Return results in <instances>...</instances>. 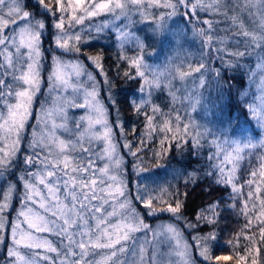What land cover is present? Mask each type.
Segmentation results:
<instances>
[{"label":"snow or ice","instance_id":"1","mask_svg":"<svg viewBox=\"0 0 264 264\" xmlns=\"http://www.w3.org/2000/svg\"><path fill=\"white\" fill-rule=\"evenodd\" d=\"M37 3L42 9L39 16L26 10V0H0V133H3L0 142L7 148L0 147V183L7 189L4 202L0 203V247L7 245L2 264H196L188 252L190 245L184 230H197L201 221L215 226L225 210L247 217L248 226L243 227L242 233L251 228L252 217L258 210L255 219L260 228V241L264 242V198L257 195L262 192L261 186L254 185L257 172L252 171L251 178L242 186H238L236 175L242 153L264 148V140L253 143L249 139L243 147L241 142L232 140L235 148L229 152L223 146L229 141L221 143L207 129L200 131L202 126L193 123L190 115L188 122L181 125V116L177 114L174 128L170 126V118H165L159 131L171 133V139L176 141L181 152L190 144L191 154L199 156L202 140L209 135L213 137L209 144L215 150L206 157L207 166L187 173L177 172V175L186 177L185 184H196L201 177L212 178L217 185L229 188L230 194L223 203L216 202L201 210L195 222L183 213L188 194L181 193L178 187L174 190L162 188L153 195L147 188L141 190L138 184L135 197L129 194L125 157L116 151L109 108L100 98V81L79 56L84 54L81 46L96 38L90 33L94 31L99 36L106 29L115 33L121 50L128 45L144 49L141 37L131 30L133 11L142 6V0H55V4L50 0H37ZM189 4L190 16H195L197 11L212 12L221 15L224 21H230V26L219 30L225 35H217L212 31L213 22H200L207 25V32L216 39L211 40L191 74L193 88L184 89L185 111L202 108L207 112L223 101L225 95H230L233 78L224 80V73L242 71L247 75L251 66L242 62L245 57L255 56L259 63L254 67L262 70L260 82L264 85V43L259 47L255 43H245L250 39L249 33L255 37L256 31L246 30L243 19L247 15L249 21L256 24L255 9L260 17L258 30L264 33V0H245L244 3L241 0H195L194 3L192 0H164L162 4L159 0H148L149 7L170 9L168 17L177 15L180 8L187 10ZM57 12L60 14L58 19ZM102 13H108L112 18L99 25H85L86 18ZM45 16L51 19V27L55 30L52 36L55 47L50 49L48 88L40 103L36 125L27 138L23 167L17 174L16 161L25 138L24 130L35 99L41 93V74L46 60L42 40L48 29ZM122 18L127 23L118 24ZM164 19L161 16L156 21ZM234 29L236 34L229 37L228 33H233ZM230 44L235 47L230 49ZM65 56L75 58L64 59ZM87 58L104 77L108 102L118 117L113 84L103 70L101 56ZM121 59L128 61L135 76L143 80L140 92L143 93L146 87L151 89L154 82L149 81L142 70L147 67L142 64L143 56H122ZM216 62L220 67H216ZM123 75L130 77L127 71ZM156 87L160 85L156 84ZM209 89L217 95L204 96ZM240 95L238 92V103ZM172 98L175 100L176 96ZM260 99L264 102V96ZM147 104L148 100L141 97L132 106L138 115H145L147 128L155 132L154 117L160 110L153 108V114L148 115L142 107ZM248 108L255 116L256 110L251 105ZM73 109H84V114L73 118L69 115ZM116 124L123 129L118 119ZM257 125L264 129V115L259 116ZM58 133L66 135L67 139L60 138ZM185 137L190 139L185 140ZM160 143L164 144L165 140ZM124 147L134 158V170L138 173L148 171L140 158L142 149L133 151L131 142L125 143ZM13 174L16 181L10 182ZM259 174L264 176V165ZM17 182L21 185L19 208L15 219L10 221L6 211H11L10 201ZM242 197H245L244 202L238 207ZM133 200L143 205L146 212L138 210ZM160 213L171 214V222L155 225L146 222L145 215L158 217ZM9 226L10 239L5 234ZM216 238L214 232L193 237L205 264L222 259L212 255L211 245ZM246 239L253 243L247 244L244 254L236 255V259L244 257L247 264L249 257L253 260L254 253L257 264H264V259L253 251L255 237Z\"/></svg>","mask_w":264,"mask_h":264},{"label":"trees","instance_id":"2","mask_svg":"<svg viewBox=\"0 0 264 264\" xmlns=\"http://www.w3.org/2000/svg\"><path fill=\"white\" fill-rule=\"evenodd\" d=\"M46 2H49V0H46ZM50 2L55 4V0H50ZM217 23H219V28L221 29L230 26V21H224L223 17H220ZM134 27L135 33L139 37H141L138 32V24H135ZM235 31L236 30L234 29L233 33H228L229 37H231L233 34H236ZM102 36L105 39H94L90 43H88V45H83L84 47L82 48V50L86 49L88 51L83 52L84 54L82 55V59L87 56L96 55H100L102 58V67L108 78L112 81L114 98L119 109V116L117 117L116 113L112 110L111 105L107 100L111 113V121L115 126H117V119L122 122V131L123 133H125L124 135H126L125 137L127 141L133 144V151L137 150L138 148L142 149V151L140 152V158L143 161V166L147 167L148 169V171H145L144 173L152 172V180L156 185L161 188L163 184H165L166 187L168 185V188L170 187L173 190L178 187L181 193L187 192L188 195L185 200L183 213L189 220L195 222V218L201 210L207 209L210 205L216 202L223 203L230 194L229 188L217 185L212 178L201 177L196 184H185L184 180L186 179V177L177 175V172L187 173L193 170L203 169L207 166L206 157L209 155L210 151L215 150L214 148H210L209 144L212 137L209 136L208 138H206V140H202L203 147L200 151V155L195 156L191 154L190 144L188 148L183 150V152L177 149L176 141L171 139L172 134L161 133L159 131V127H161V125L158 127L154 125L156 127V131L150 132V130L146 126L145 115H138L136 111H134V108L132 106V103L134 101L139 102L142 94L146 91L147 87L143 93L140 92L141 86L144 83L143 80L135 76V70L130 66L128 61L121 59L122 56L133 57L136 55H142V64L147 66L142 69L145 73L147 72L148 68L159 69L163 65L169 67L170 63L165 60L169 49V46L167 44L168 39H161L158 34L152 33L151 35H149L147 32H144L141 37L142 41L145 44L144 49L138 50L134 45H128L123 50H121L116 42L114 32H108L103 34ZM240 38L244 39L243 37ZM248 42V40L245 41V43ZM228 47L231 49L235 46L230 44L228 45ZM241 50H243L242 46ZM250 51H255V49H250ZM242 62L251 66L250 72L247 75H245V73L242 71L236 73H224V80H229L230 77L233 78L232 83L234 87L231 89L230 95H225L224 100L217 103V108L221 112L223 124L230 128L229 132L231 134L238 137H243L242 140H244V137H246V135L250 136L251 139L256 140L260 137V131L258 130L256 123L254 122L255 119L248 115V105L250 101L253 102L254 95L248 85L251 84L250 80L253 78V75H255L256 77V85L260 82L262 70L254 67L255 62H257L255 56H253L252 58L245 57ZM172 65L173 66L169 68L170 72L168 73V76L171 79L169 81H172L173 78L177 79V76L179 75L178 73L188 72L189 68L187 66L178 67L177 65H175V63H173ZM126 71L130 73V77H125L123 75V73ZM177 82H179L178 79ZM176 86L180 87L177 83L173 85V87ZM246 88L247 90L245 91ZM238 92L242 94L239 97V103L237 102ZM163 94L164 93L162 90L160 92H155L153 90L152 95H156L157 97V100L152 98L153 103H156L157 105H161L162 103L167 105L169 103V101H166L168 94ZM172 94L181 95L183 94V89L180 93V88H177L176 91ZM209 94H211L213 97L216 96L215 91L211 89H209V91L206 90V95L208 96ZM180 101L182 100L177 99V104ZM142 107L146 108L148 115H151V111L149 110L147 105H144ZM170 107H172V113H175L173 109L178 108V106H176V103L174 102L171 103ZM165 118H170V126L174 128L175 120L169 117L167 113L162 117L163 120ZM162 139L165 140L164 144L160 143ZM188 139H190V137H185V140ZM220 140H222V143L224 142L223 139ZM223 146L227 150L226 144H224ZM21 149L23 154L27 151L26 140L24 141ZM122 151L125 152L123 148ZM18 160L19 159H17V161ZM17 161L16 165H18ZM128 161L129 164L132 165L134 162V158L129 155ZM135 162L138 163V161ZM250 165L251 163L242 158L239 170H237L239 182H243L250 176V173L252 171H256L255 167L253 166L252 171L250 172ZM135 173L142 176V173ZM257 175H259V173ZM11 180H13L14 182L16 181V176L14 174L13 176H11ZM258 180L259 179L256 178V181ZM128 183L131 186V190H134V188L132 187L133 177L128 178ZM17 184L19 187H21L20 183ZM261 188L262 192L258 194V197L264 198V186ZM164 199L167 201L168 197L165 196ZM242 201L243 197L238 201V207L240 206V204H242ZM252 203L255 202L253 201ZM256 203L257 205L259 204V199H257ZM140 210L144 211L143 208H140ZM164 215V219L168 220L170 214L165 213ZM205 215H209V213L205 212ZM258 215L259 211L256 210L254 212V216L252 217V225L250 226L251 228L247 232L243 233L241 232L243 227L248 226L246 225L247 217L240 214L239 212H232L230 210L223 211L218 223L215 226L206 224L201 221V226L197 230L190 231L185 229L184 232L190 238V240H194L193 237H195L197 234L202 236L210 232H214L217 238L211 245L212 255L215 257L231 253L232 255H230L235 259L236 255L244 254L247 244L249 246L252 245L253 241H248L246 237H255L253 251L258 252L259 257L264 259V242L260 241V228L258 226V221L255 219V216ZM146 218L147 215H145V220ZM155 218H152V221ZM181 227L183 228L182 224ZM6 236L9 237L8 228ZM6 252L7 245L0 247V264H2V261L6 256ZM253 257L254 258L252 261L251 257L247 259V264H257L254 253ZM236 260L239 261L238 263L240 264H245L244 257Z\"/></svg>","mask_w":264,"mask_h":264},{"label":"rangeland","instance_id":"3","mask_svg":"<svg viewBox=\"0 0 264 264\" xmlns=\"http://www.w3.org/2000/svg\"><path fill=\"white\" fill-rule=\"evenodd\" d=\"M66 2V0H65ZM97 2H99V0H97ZM164 0H159V3H163ZM173 2H175V0H173ZM192 2L194 3L195 0H192ZM245 0H241V3H244ZM26 6L27 9L31 12L36 13L38 16L41 14L42 9L41 7L38 5L37 0H26ZM255 6V5H253ZM171 11L170 9H165L163 7H159V6H152L149 7L148 6V0H142V6L139 9H134L133 11V15H132V25H131V30L135 32V24H138V32L139 34L143 35L144 32H147L149 35H151L152 33L154 34H158L161 39H168V54L166 55L165 60H167L170 64L169 67L163 65L161 68L159 69H155V68H148L146 75H147V79L149 81H153L154 83L151 85V89H146V91L142 94L141 97L145 98L148 100V108L151 111V115L152 113V109L153 108H158L160 110L159 113H157L154 117V125L156 127L158 126H162L163 124V119H162V115L160 113H163L164 115L167 113L169 117L173 118L175 120V116L177 114H179L181 116V124L183 123H187L188 122V118L189 115L191 117V120L193 121V123L195 124H199L201 125V129H199L200 131H204L205 129H207V131L211 132L216 139L220 140L223 139V141L227 140L229 141V143L226 144L227 146V151L232 152L233 149L235 148V145L231 143L232 140H237L239 142H241V147H243L244 143H247L248 140H252L253 143L258 142L259 140H264V129H262L261 127H259L257 125V120L259 118L260 115H264V102L261 101L260 97L264 96V85H261V82H259L256 85V81H255V75H253V78L250 80L251 84L248 85V87L251 89V92L254 94L253 95V102L250 101L249 105H251L252 108H254L256 110V115L254 116L250 110L248 109V115L251 116L254 120V122L256 123V126L258 128V130L260 131V137L259 139L253 140L250 138V136L246 135V137H238L236 135L231 134L230 128H228L226 125L223 124L222 121V117H221V112L220 110L217 108V103L215 105V107H210L209 111L205 112L204 109L202 108H198L196 111H192L191 109H188L187 111H185V105L187 103V101H183V96L185 95V87L192 89L193 85L191 83V74L193 72V70L195 69V67L198 65V63L200 62V58L203 55V53L207 52V48L208 45L211 43V40L216 39L215 35H211L207 32V25H204L203 23H200L204 20H208L210 22H213V33L217 34V35H224V33L220 32L219 30L221 28H219V23L218 19L220 17H222L221 15L218 14H213L212 12H200L197 11L195 16H190L191 13V5L189 4L187 10H185L184 8H180L179 13L175 16H171L168 17L167 13ZM187 11V14H186ZM253 12L255 14L256 17V24H252L249 21V18L247 15H245L243 17V19L246 22V30L248 29H252L254 31H256L255 37L252 36V33H249V37L251 39H249L248 41L251 43H255L256 47H259L261 43H264V33L259 32L258 28H259V13L256 12L255 9H253ZM143 13V15H141ZM231 14V13H230ZM59 12L57 14V19L59 18ZM163 16L165 19L164 20H159L156 21L159 17ZM112 17L110 14L108 13H102L101 15L97 16V17H93L91 19L86 18L85 19V25L86 26H95V25H99L102 22L106 21V20H110ZM45 19L48 20V29L44 34V38L42 40V49L44 51V55L46 57V60L44 62V70L42 71V86H41V93L38 94V96L35 99V102L32 106V115L29 117L28 122L26 124V128L24 130V140L21 142L20 147L22 148V145L24 143V141L26 140V145H27V138L28 136H30L33 127L36 125V120H37V114L39 111V107H40V103L42 100H44V95L45 92L48 88V81H47V76L48 73L51 69V51L50 49L54 48L55 45L53 43V39L52 36L54 35L55 30L51 27V19L48 16H45ZM118 24H123V23H127V21H125L123 18L117 22ZM225 24V23H224ZM85 31H87V27L85 28ZM108 32H112L111 29H106L103 33L99 34V36H96V33L93 31L90 33L91 36L96 37L95 40H102L105 39L102 35ZM94 40V39H92ZM92 40H90L88 43H90ZM152 42V41H151ZM203 42V43H202ZM248 42V43H249ZM85 44V45H88ZM82 48L84 47L83 45L81 46ZM203 50V51H202ZM88 50H82V52H86ZM57 55H60L59 52H57ZM88 57V56H87ZM85 57L82 59V55L79 56V59L90 69L94 72V74L96 75V78L98 81H100V98L102 100V102L108 106L109 108V104L107 102V98H106V88L103 85V79L104 77L100 74V70L99 69H95L94 65L92 64V62L90 60H88V58ZM75 57L73 56H65L64 59H74ZM228 57H226L227 59ZM175 63V65L179 66H187L188 72L184 73L183 76H181V73H178L179 75L177 76V79L179 82H177L176 78H173L172 81L170 77L168 76L169 68L172 67L173 63ZM259 63L258 61L255 62ZM216 67H220L219 62H216ZM179 71V70H178ZM177 71V72H178ZM179 84L180 87L176 86L173 87V85L175 84ZM253 83V85H252ZM156 84L160 85L159 88L156 87ZM177 88H180V93L181 90L183 89V94L181 95H177L174 94L176 96V99L173 100V94ZM153 90L155 92H160L161 90L163 91V95H167L168 97L166 99V101H169V103L167 105L165 104H156L153 103V99L157 100L156 95H152ZM247 90V88L245 89V91ZM149 92L151 93L149 95ZM217 95V94H216ZM204 96L206 95V91L204 92ZM177 99H180L182 101H180L177 104ZM174 102L176 103V106H178L177 109H173V111H175V113L171 112L172 107H170L171 103ZM184 104H183V103ZM183 105V106H182ZM84 114V109H73L70 111L69 115L73 118L75 117H79L80 115ZM60 121L57 120V123H59ZM109 122L113 128V132H114V136H115V143H116V151L125 157V161H126V167H127V171H128V176L126 177L127 181L129 177H133V185L132 187L134 188V190H131V186L127 185L128 187V192L132 197H135L136 195V190H137V185L139 184V187L141 190L147 188L148 191L152 192L153 195H156L160 189L162 188H168L165 186V184H163V186L160 188L158 185H156L154 183V181L152 180V172L150 173H142V176L140 174H136L135 170H133L134 168L132 167L131 164H129L128 161V150L124 147V144L127 143V139H126V135H124L125 133H123V131L121 130V128L117 127L114 125V123H112L111 121V113H110V109H109ZM115 122V121H114ZM0 123H2V121H0ZM117 125V124H116ZM225 129L227 130V132L225 131ZM191 132V129H190ZM0 135H3V133H0ZM58 135L60 136V138L62 139H67L66 135H61L60 133H58ZM211 136V135H209ZM209 136H207L206 138H208ZM212 137V136H211ZM213 138V137H212ZM220 142L222 143V140H220ZM0 147H5V144L3 142H0ZM122 148L124 149L125 152L122 151ZM5 150H7V148L5 147ZM22 154V155H20ZM20 156H18L17 159H19L17 161L16 165V172L17 174H19L20 170L23 167V153H22V149L20 152ZM242 158L246 159L249 163H251L250 165V172L252 171L253 166L255 167V170L258 173H260V167L261 165H264V148H257V149H252V150H245V153H242ZM240 167V166H239ZM129 168V169H128ZM239 170V168H238ZM134 172V173H133ZM135 174V176H134ZM237 175V173H236ZM145 177V179H144ZM238 175H237V180H238ZM251 177L249 176L247 179H245L243 182H239L238 180V186H242L245 184V182L250 179ZM257 179H259L258 181H254V185H258L263 187L264 186V176H261L260 174L257 175L256 177ZM10 182H14L13 180H11V177L9 178ZM18 183V182H17ZM260 184V185H259ZM21 187L18 186V184H16V190H14L11 201H10V205H11V211H6V218L8 220H14L15 216H16V210L19 208V198H18V190ZM6 185L3 183H0V203H3V196L4 193L6 192ZM243 190L245 191V193L248 191V189L245 187L243 188ZM254 191V188H253ZM258 195V194H257ZM245 197H243V201L244 202ZM166 201V200H165ZM133 203L136 204L138 210H140V208H143V205L139 204L138 202H136L135 200H133ZM144 211H146L144 209ZM165 213H160L158 217H148L146 218V222H148L149 224L155 225L156 223L159 222H171L172 217L170 214V217H168L169 219H164V215ZM152 218H155L152 221ZM171 219V220H170ZM181 227V225H180ZM182 228V227H181ZM7 232V228L5 230V234ZM8 234H9V239H10V226L8 227ZM184 237L187 241V243L190 245L188 252L190 254V256L196 261V264H205V261L203 260V258L200 256L199 254V249L197 248V241L194 240H190V238L185 234L184 232ZM229 253V252H228ZM231 254V253H230ZM230 254H226V255H219L222 257L221 261L219 262H214L215 264H240L238 263L239 261H237L234 257H232Z\"/></svg>","mask_w":264,"mask_h":264}]
</instances>
